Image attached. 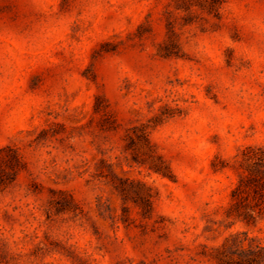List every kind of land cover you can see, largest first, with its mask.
Listing matches in <instances>:
<instances>
[{"label": "rangeland", "instance_id": "rangeland-1", "mask_svg": "<svg viewBox=\"0 0 264 264\" xmlns=\"http://www.w3.org/2000/svg\"><path fill=\"white\" fill-rule=\"evenodd\" d=\"M0 0V264H207L234 157L264 147V0Z\"/></svg>", "mask_w": 264, "mask_h": 264}, {"label": "trees", "instance_id": "trees-1", "mask_svg": "<svg viewBox=\"0 0 264 264\" xmlns=\"http://www.w3.org/2000/svg\"><path fill=\"white\" fill-rule=\"evenodd\" d=\"M214 9L220 0H205ZM238 177L230 191L225 208L227 225L242 222L255 225L264 217V147L247 145L239 148L234 157ZM207 264H264V244L236 232L226 236L221 244L212 248Z\"/></svg>", "mask_w": 264, "mask_h": 264}]
</instances>
